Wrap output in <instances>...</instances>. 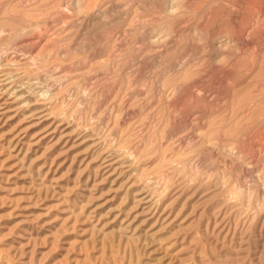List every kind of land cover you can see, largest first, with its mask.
I'll return each mask as SVG.
<instances>
[{
    "label": "rangeland",
    "instance_id": "obj_1",
    "mask_svg": "<svg viewBox=\"0 0 264 264\" xmlns=\"http://www.w3.org/2000/svg\"><path fill=\"white\" fill-rule=\"evenodd\" d=\"M0 264H264V0H0Z\"/></svg>",
    "mask_w": 264,
    "mask_h": 264
}]
</instances>
